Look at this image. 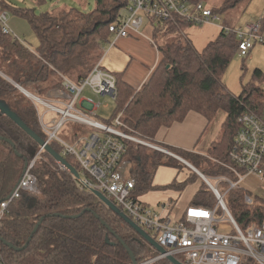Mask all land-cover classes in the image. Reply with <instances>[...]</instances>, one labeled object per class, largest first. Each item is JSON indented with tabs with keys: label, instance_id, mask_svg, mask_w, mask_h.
I'll return each instance as SVG.
<instances>
[{
	"label": "trees",
	"instance_id": "16d2710c",
	"mask_svg": "<svg viewBox=\"0 0 264 264\" xmlns=\"http://www.w3.org/2000/svg\"><path fill=\"white\" fill-rule=\"evenodd\" d=\"M187 1L197 3L203 0ZM244 1L224 0L223 9L237 8ZM128 4L129 0H95V8L90 13L66 7L42 15L31 9L5 6L28 21L40 44L38 51H31L19 40L5 35L0 24V99L6 101L10 109L42 139L45 135L38 121L37 108L15 85L30 92V88L38 90L42 84L49 83L52 87L45 92L48 96L62 86V82L54 83L53 76L78 81L88 77L103 57L105 42L111 40L109 26L117 21ZM212 11L218 14L216 10ZM153 24L154 41L162 60L149 82L139 90L126 84L122 76L115 75L117 96L112 120L122 114L123 125L134 135L156 143L161 128L184 122L191 112L202 115L210 124L223 111L226 119L219 139L211 144L207 155L162 146L210 180L219 175L234 176L223 164L224 167L216 165L212 159L229 164V152L239 129L238 119L245 107L258 114L264 112V89L261 87L264 74L255 70L254 80L260 84H249L240 96L235 97L222 81L237 55L240 41L234 33L222 30L218 38L200 52L185 38L165 45L157 42L177 35L179 28L186 30L191 25L179 24L178 28L168 23ZM0 138H3L0 139V201H5L22 178L25 163L36 157L39 145L1 113ZM52 146L57 152L61 151L56 144ZM41 157L32 171L37 178L38 193H23L18 200L11 202L2 221L0 251L7 264H134L116 236L130 248L137 264H145L159 256L94 194L80 189L76 178L61 171L52 156L43 153ZM124 159L132 164L136 197L159 191L184 192L200 179L193 173L184 182L175 179L169 185H155V176L161 167L182 170L184 166L169 155L133 143H127ZM66 160L79 171L73 158L66 157ZM250 195L239 189L230 191L224 198L242 230L264 221V201L256 200L251 206L245 202V197ZM216 204V197L203 183L190 206L214 209ZM85 209H91V212L70 218ZM41 219L43 222L28 248L17 252L14 248L26 245ZM150 264L171 263L164 259Z\"/></svg>",
	"mask_w": 264,
	"mask_h": 264
},
{
	"label": "built area",
	"instance_id": "2783aa9c",
	"mask_svg": "<svg viewBox=\"0 0 264 264\" xmlns=\"http://www.w3.org/2000/svg\"><path fill=\"white\" fill-rule=\"evenodd\" d=\"M218 19V15L204 1L191 3L187 0H129L128 7L109 26L112 39L105 42L103 51L107 52L118 39L128 37L134 32L139 33L146 22L168 23L179 28V24L185 23L203 27L216 23ZM262 22H253L236 31L222 30L238 37L240 43L237 54L245 57L256 44H264ZM0 24L5 35L18 40L8 27L7 14L1 11ZM178 33L186 35L184 28H179ZM101 62L102 59L91 74L79 80L78 84L61 76V88L52 90L46 99L25 90V96L36 108L42 106L46 110L45 113L38 114L46 145L56 144L61 150L58 153L65 159L76 158L79 166V178L76 181L79 188L92 194L98 191L105 195L165 248L168 255L176 257L183 264H264V221L260 225H252L242 230L217 188L212 190L217 200L214 209L189 207L179 219L164 215L172 211V203L165 202L155 208L134 195L136 181L131 175L132 164L124 159L127 143L167 155L169 153L134 135L132 130L123 125L122 114L112 123H103L91 116L95 115L94 110L97 111L103 105L105 97L115 100L117 96L116 77L101 70ZM85 90L91 93V99H83ZM82 99L92 110L84 107ZM77 103L89 113L78 111ZM49 113L53 116L47 120ZM66 123L74 126L70 138L75 145L58 138ZM238 125L239 129L229 152V164L225 166L237 176L235 183L229 182V191L241 186L249 176L264 183V112L258 114L245 107L244 113L238 119ZM43 153H47L45 146H39L36 157L28 163L14 191L1 202L0 229L11 202L18 200L23 193H38L37 178L32 171ZM56 163L61 171L69 172L64 165L58 161ZM246 202L252 204L253 200L247 196ZM219 214L223 215L221 219L218 218ZM221 222L229 224L228 233L218 228ZM165 257H159L158 261ZM0 264H7L1 251Z\"/></svg>",
	"mask_w": 264,
	"mask_h": 264
},
{
	"label": "rangeland",
	"instance_id": "374dc122",
	"mask_svg": "<svg viewBox=\"0 0 264 264\" xmlns=\"http://www.w3.org/2000/svg\"><path fill=\"white\" fill-rule=\"evenodd\" d=\"M203 1L206 2V5L209 8L214 9L218 12L217 15L219 19L216 20V23H218V25H220L222 29L236 31L240 29L241 27L245 26L246 24H251L253 22H256V20L258 21L259 19H264V0H245L237 8L227 9V10L223 9L224 0H203ZM5 6L17 7V8H23V9H31L35 11L37 15L51 13L52 11H56V10L66 8V7L76 8L83 13H90L95 8V0H0V11L7 14L8 27L12 31L13 35L16 36V38L19 40L21 44L29 48L31 51H38L40 42H39L37 35L32 30L30 24L28 23V21L18 17L10 9H5ZM262 27L264 29V22H263ZM185 33H186V30H185ZM178 38L187 39V35L186 37L183 34L171 35L167 37L166 39L163 38L159 40V44L165 45L167 43H171L173 41L178 40ZM256 49L258 51V55L255 58H251L250 54L245 57L237 54L235 58L229 64L222 78V81L224 85L226 86L227 90L231 92L232 94H234L235 96H240V94H242L244 87L248 86L249 84H253V83L260 84V81L255 82L253 75H254V71L259 70V69L264 73V70H263L264 69V44H260V43L256 44V46L254 47V50ZM105 54H106V51H103L101 70L108 72V70L105 68L103 64V59H105ZM97 65L98 64H96L95 66ZM52 78L56 85L62 82L61 78L58 76H53ZM70 80L73 81L75 84H78V79L70 78ZM51 87H52L51 84L46 83V84H42L41 86H39L38 90H33L31 88L29 90L34 95H37L43 99H46L47 96L45 92L48 90V88H51ZM261 87L264 89V82L262 83ZM83 95L84 96L88 95L87 90H85ZM105 102L108 104V106L105 105L106 104ZM105 102H103V105L101 106V108L95 112V115H91V116L100 122L112 123L113 121L112 116L114 115V112H115V100L111 97H107V100ZM76 109L78 111L89 113L86 109H84L80 105V103H77ZM37 112L38 114L39 113L43 114L46 112V110L42 106H38ZM52 116H53L52 113L47 114V120L51 119ZM225 119H226V114L223 111H220L217 114L214 121L209 124V128L207 130V134L205 135L202 147H204L206 144H209L210 146L214 142L215 138H217L218 134L221 132L222 124L224 123ZM109 120H111V122H109ZM38 121H39V117H38ZM73 128L74 126H72L71 123H66L64 125V129L58 134V138L67 144L75 145L70 138V134ZM150 143L161 147L162 149L167 151L169 154L175 155L172 152H170L168 149L163 147L162 145H159L153 142H150ZM147 149H150V148H147ZM201 150L203 151L202 155L208 154L207 153L208 147L207 149L202 148ZM153 151H156V150H153ZM163 154H166V153H163ZM75 160L76 158H74V161ZM212 161L215 162L216 165H221L222 167L226 166L222 162L220 163L213 159ZM181 164L184 166L182 170L181 169L178 170L177 168H169V171H170L169 173H172V175L177 174L178 181L186 180L187 177H189L190 175L192 176L194 173L189 167H187L183 163ZM231 174L233 173L231 172ZM160 175L161 174H159V176ZM233 175L234 176L219 175V176H216V178H211V180L209 179V181L211 185L217 188L219 192L225 198L227 194L230 192L229 182L235 183L237 181V176L235 174ZM223 178L225 180H222ZM162 179H163L162 180L163 182H166L165 181L166 177L164 178L162 177ZM158 180L160 179L158 178ZM189 186H188L189 188L187 187L185 189L187 190V192L190 191L191 189L193 190V188L196 187V185H193V184ZM206 186L208 187L207 184ZM239 189H243L244 191H247L251 194L250 197L253 200V203L249 204L251 206L254 205L256 200L260 203L264 201V183L262 181H258L255 178L246 179L245 182L241 184V186L236 187L233 190L235 191ZM210 191L214 194V192L211 189ZM246 197H245V202H246ZM222 216L223 215L219 214L218 218L221 219ZM218 228L220 229V231H223L226 233L230 231V226L226 222L219 223Z\"/></svg>",
	"mask_w": 264,
	"mask_h": 264
},
{
	"label": "crops",
	"instance_id": "0c3cea01",
	"mask_svg": "<svg viewBox=\"0 0 264 264\" xmlns=\"http://www.w3.org/2000/svg\"><path fill=\"white\" fill-rule=\"evenodd\" d=\"M259 20L263 21L264 19ZM154 31V25L150 22H146L139 33L134 32L128 37L118 39L113 44V46L108 49L105 54V59H103V64L108 72L117 76H122L123 81L136 90L141 89L146 83L149 82L150 78L162 60V55L154 41ZM221 32L222 28L220 25H218V23H211L203 27L191 26L186 29L187 39H189L194 47L200 52L203 51L211 42L215 41ZM249 54L251 55V58H255L258 55V51L257 49L254 50L253 48ZM87 92L88 95H83V99L92 98L91 93L88 90ZM232 95L235 96L234 94ZM83 99L81 101L83 102L84 107L87 108V110H92L90 105L84 104ZM106 100L107 97L103 99V102ZM105 105L108 106L107 103ZM94 112L96 111L94 110ZM109 122H111V120H109ZM208 128L209 122L205 117L198 113L191 112L184 122L176 123L170 128H161L157 134L156 143L159 145H167L183 149L185 151L196 152L202 155L203 151L201 149H207V147L209 148L211 146L206 144L204 147H202ZM219 135L220 133L218 134V137L215 138L214 142L219 139ZM169 172V167H161L155 176V185L165 186L169 185L175 179L178 181L177 174L172 175V173ZM159 174L161 175L159 176ZM157 177L160 180H158ZM162 177H166V182L162 181ZM251 178L257 179L253 176H249L246 179ZM184 181L185 180H179L178 182ZM203 183L205 182L200 178L195 182V184H193L196 185V187L188 192L187 190L184 192H151L141 196L140 200L155 208L162 206L165 204V202L172 203V211L170 213L166 212L164 215H169L170 218L173 219H179L182 217L185 210L191 207L190 203L196 193L200 190V187Z\"/></svg>",
	"mask_w": 264,
	"mask_h": 264
},
{
	"label": "water",
	"instance_id": "95a60500",
	"mask_svg": "<svg viewBox=\"0 0 264 264\" xmlns=\"http://www.w3.org/2000/svg\"><path fill=\"white\" fill-rule=\"evenodd\" d=\"M24 95L26 93L25 89H23L22 87H20L19 85L16 86ZM0 113L2 115L7 116L9 119H11L20 129H22L27 135H29V137H31L40 147L45 146V150L46 152L52 156L56 161H58L59 163H61L62 165H64L68 171L75 177V178H79V173L78 171L71 166L67 160L62 157L51 145H46V142L44 139H42L37 133H35L33 130H31L22 120L21 118L14 113L10 107L8 106L7 102L0 99ZM1 140H3V138H0ZM8 143H10L12 146L13 143L11 141H8ZM169 156L175 158L176 160L180 161L181 163H183L184 165H186L187 167H189L190 169H192L207 185L208 187L213 190L214 187L211 185V183L208 181V179L202 174L200 173L198 170H196L192 165H190L189 163H187L186 161H184L183 159L169 154ZM28 166V163H25V167H24V172L26 171ZM16 188V187H15ZM93 194L107 207L109 208L111 211H113L117 216H119L123 221H125L143 240H145L153 249H155V251L158 252L159 257L162 256H166L165 259L171 263V264H183L180 260H178L176 257L172 256V255H168V252L165 248H163L162 246H160L148 233H146L140 226H138L136 223H134L121 209H119L116 205H114L105 195H103L102 193L95 191L93 192ZM2 201H0L1 204ZM87 212H91V209H85L84 211H82L81 214L77 215V216H72L70 218H79L82 215H84ZM54 216H58V217H63L60 214H55ZM43 222V219L40 220V222L37 224V226L35 227L32 235L30 236V238L28 239L26 245L23 248H14L13 246H10L11 248H14L17 252H21L24 251L28 248L33 235L37 232V230L39 229V227L41 226ZM102 224L104 226L107 227V225L102 222ZM111 232L112 230L107 227ZM113 233V232H112ZM113 235H115V233H113ZM116 236V235H115ZM117 239L121 242V244L126 248L127 252L129 253L130 257L132 258V261L134 264H137L136 262V258L133 254V252L130 250V248L126 245V243L118 236H116ZM6 245H8L7 243H5ZM158 257V258H159ZM158 258H155L149 262H147L146 264H150L153 262L158 261Z\"/></svg>",
	"mask_w": 264,
	"mask_h": 264
}]
</instances>
